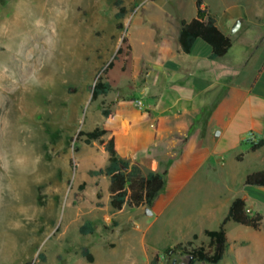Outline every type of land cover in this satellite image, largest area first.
I'll return each instance as SVG.
<instances>
[{"label": "rangeland", "instance_id": "obj_1", "mask_svg": "<svg viewBox=\"0 0 264 264\" xmlns=\"http://www.w3.org/2000/svg\"><path fill=\"white\" fill-rule=\"evenodd\" d=\"M204 1L219 18L226 13L227 21L234 22L231 32L246 13L249 27L232 35L235 46L229 57L237 64L260 43L250 62L255 71L264 56V0ZM195 2L123 0L127 13L123 28L117 29L115 0H0V118L11 122L12 139L25 140L43 157L30 176L0 170L3 183L14 184L19 193V198L8 193L0 198V264H150L156 254L162 264L167 248L190 240L188 226L178 229L172 220L178 204L194 210L199 199L219 194L222 207L215 217L226 216L237 197L245 199L250 214L263 217L258 230L235 222L226 225L228 248L219 264H264V188L245 185L247 174L264 169V152H249L264 134L251 138L252 131H247L224 138L216 131L221 154L213 164L216 170L205 171L202 191L184 193L193 206L198 203L195 207L186 208L188 197L185 203L183 196L169 200L175 184L165 175L159 211L152 215L143 211L136 218L137 209H112L106 176L89 175L105 166L106 159L99 141L86 144L81 133L118 124L126 113L124 104L134 109L135 82L139 84L147 70V63L135 55L143 52L149 59L156 48L151 34L161 40L166 20L195 8ZM143 19L153 21L155 33L147 23L143 26ZM130 37L136 45L133 53ZM111 61L114 66L105 72ZM99 76L111 83L112 90L93 101L91 90ZM257 93L264 98V77ZM103 109L111 110L112 118L104 117ZM219 119L208 120L207 133ZM86 220L94 232L83 235L80 227ZM218 222L213 217L202 224L216 230ZM200 225L191 227L198 230ZM191 241L207 246L209 239ZM85 248L93 255L91 263L82 254ZM187 262L186 255L178 257L179 264Z\"/></svg>", "mask_w": 264, "mask_h": 264}, {"label": "crops", "instance_id": "obj_2", "mask_svg": "<svg viewBox=\"0 0 264 264\" xmlns=\"http://www.w3.org/2000/svg\"><path fill=\"white\" fill-rule=\"evenodd\" d=\"M203 2L215 16L220 30L232 39L229 52L223 57L211 59V47L197 39L191 52L183 53L178 42L180 22L192 20L197 14V8L176 12L172 20H166L168 22L161 30L160 42L155 34H151L156 48L148 53L149 59L144 58L143 52L135 55L147 63L142 80L135 76L139 80V84L135 82V91L138 92L131 95L135 102L142 101V107L134 105V109H130V106L124 104L126 113L124 112L119 123L108 126H118L120 129L116 132L119 157L131 166L137 165L144 175L155 172L172 176L175 186L169 200H177L180 196H183L182 200L188 197L186 208L195 207L198 203L193 206L190 195L184 193L202 191L203 183L207 181L204 180L205 171L216 170L213 164L217 163L221 155L214 137L217 130L218 136L224 138L233 134L241 136L247 131H252L255 136L264 134V98L257 93V85L264 77V56L259 57L261 63L255 71L250 66L260 43H256L252 52H247L237 64L236 61L233 62L229 57L235 46L232 35L238 33L242 27H249L246 13L239 17V29L231 32L234 22H230L229 18L227 21L226 13L219 18L204 0ZM142 23L143 26L147 23L151 28L153 21L143 19ZM129 43L133 53L136 45L131 37ZM144 114L145 120L132 123V117ZM215 116L220 119L216 120L215 126L207 133V122ZM263 148L264 146L257 151L250 148L249 152L263 153ZM102 156L107 164L108 153L104 149ZM107 178L109 186V177ZM215 196V199H199L201 201H198L199 204L194 210H186L178 204L177 213L172 220L178 229L188 226V241L194 235L203 238L205 230H212L202 224L205 220H212L214 217L221 223L225 217H215L216 209L222 207L221 194ZM134 209L138 211L136 218L146 211L145 207ZM157 211L159 203L153 213ZM200 223L198 230L191 227Z\"/></svg>", "mask_w": 264, "mask_h": 264}, {"label": "trees", "instance_id": "obj_3", "mask_svg": "<svg viewBox=\"0 0 264 264\" xmlns=\"http://www.w3.org/2000/svg\"><path fill=\"white\" fill-rule=\"evenodd\" d=\"M154 1V0H152ZM115 5L118 9L115 18L118 21L117 29H122L123 24L121 20L126 16L127 9L123 5V0H115ZM197 14L190 20H181L180 34L178 38L181 51L189 54L197 39L203 40L211 49V59H216L225 56L232 47V39L224 34L216 24V18L211 13L208 6H204L203 0L196 2ZM125 41V39H124ZM122 53V48L117 51ZM114 66L111 61L106 69L107 72ZM140 72L137 70L136 75ZM112 90L111 83L104 77L99 76L96 83L92 87L91 99L97 100L100 96L108 95ZM129 103H133L134 99H130ZM146 113V112H145ZM104 117L110 119L113 112L108 109H103ZM147 114V113H146ZM146 114L132 117L133 124L142 122L146 118ZM120 129L118 126L99 128L81 133L86 136V144L92 141H99L103 149L108 153V161L104 167L93 169L89 171L90 176H107L110 184L108 191L110 193V205L113 210L121 211L124 206L129 208L145 207L154 211L159 203V195L165 186V174L150 172L144 175L137 165H130L127 161L121 159L117 152L116 146V132ZM107 138L104 139V136ZM264 146V138L259 142L251 145L252 151H257ZM240 158V157H239ZM240 160V159H239ZM245 185L256 186L264 188V169L247 174L245 178ZM85 184L80 185L83 189ZM263 217L259 212L250 214L247 209V203L244 198H235L228 209L226 216L222 219L220 226L216 230H205L204 234L208 237L209 242L207 246H194L193 241L186 243H178L164 251L163 258L173 264L178 263V257L186 255L188 262L186 264H219L225 257L228 248V234L226 225L229 222H235L244 226L251 227L255 230L260 228ZM80 232L83 235L92 234L94 226L90 220H86L80 227ZM198 238L193 236V240ZM83 256L88 262H93L94 258L89 249L82 250ZM44 259L43 255H39ZM150 264H161V256L156 254L151 260ZM163 264V261H162Z\"/></svg>", "mask_w": 264, "mask_h": 264}, {"label": "clouds", "instance_id": "obj_4", "mask_svg": "<svg viewBox=\"0 0 264 264\" xmlns=\"http://www.w3.org/2000/svg\"><path fill=\"white\" fill-rule=\"evenodd\" d=\"M11 128V122L6 117L0 118V170L7 175H11L15 170L22 177L30 176L38 170L43 157L36 152L34 146H29L25 140L12 139ZM4 193L19 198L15 185L3 183V176L0 175V198Z\"/></svg>", "mask_w": 264, "mask_h": 264}, {"label": "water", "instance_id": "obj_5", "mask_svg": "<svg viewBox=\"0 0 264 264\" xmlns=\"http://www.w3.org/2000/svg\"><path fill=\"white\" fill-rule=\"evenodd\" d=\"M240 25H241V21L238 20V21L234 24L233 29H232V32H236V31L239 29ZM263 137H264V135H263ZM146 213H147L148 215H152V214H153V211L150 210L149 208H146ZM167 259H168V257H166V259L164 260V263H163V264H166V263H167ZM174 263H175V260H173V264H174Z\"/></svg>", "mask_w": 264, "mask_h": 264}, {"label": "built area", "instance_id": "obj_6", "mask_svg": "<svg viewBox=\"0 0 264 264\" xmlns=\"http://www.w3.org/2000/svg\"><path fill=\"white\" fill-rule=\"evenodd\" d=\"M136 106L138 108H141L142 107V101H136ZM250 135H251V138H254L255 137V135H254L253 132H251ZM248 212H249V210H248Z\"/></svg>", "mask_w": 264, "mask_h": 264}, {"label": "bare ground", "instance_id": "obj_7", "mask_svg": "<svg viewBox=\"0 0 264 264\" xmlns=\"http://www.w3.org/2000/svg\"><path fill=\"white\" fill-rule=\"evenodd\" d=\"M25 42V41H24ZM27 44H24L23 47H25ZM28 46V45H27Z\"/></svg>", "mask_w": 264, "mask_h": 264}]
</instances>
